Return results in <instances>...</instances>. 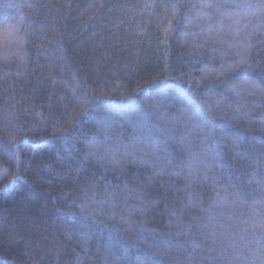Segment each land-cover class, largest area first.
<instances>
[{"label":"trees","instance_id":"1","mask_svg":"<svg viewBox=\"0 0 264 264\" xmlns=\"http://www.w3.org/2000/svg\"><path fill=\"white\" fill-rule=\"evenodd\" d=\"M0 264H264V0H0Z\"/></svg>","mask_w":264,"mask_h":264}]
</instances>
